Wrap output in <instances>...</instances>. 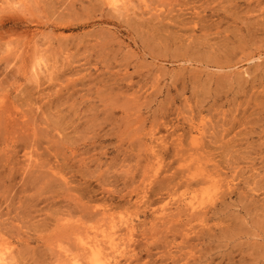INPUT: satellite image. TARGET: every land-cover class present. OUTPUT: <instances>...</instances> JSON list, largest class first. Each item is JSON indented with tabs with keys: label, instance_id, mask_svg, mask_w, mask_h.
Segmentation results:
<instances>
[{
	"label": "rangeland",
	"instance_id": "rangeland-1",
	"mask_svg": "<svg viewBox=\"0 0 264 264\" xmlns=\"http://www.w3.org/2000/svg\"><path fill=\"white\" fill-rule=\"evenodd\" d=\"M142 1L0 0L8 264H264V0Z\"/></svg>",
	"mask_w": 264,
	"mask_h": 264
},
{
	"label": "bare ground",
	"instance_id": "bare-ground-1",
	"mask_svg": "<svg viewBox=\"0 0 264 264\" xmlns=\"http://www.w3.org/2000/svg\"><path fill=\"white\" fill-rule=\"evenodd\" d=\"M120 0H107V3H109V5H111V6H114L115 8L117 7V3L119 2ZM142 0H140V2H141ZM17 2V1H16ZM15 1H14V3H16ZM18 3V2H17ZM142 3H143V1H142ZM141 3V4H142ZM11 4V3H10ZM144 4V3H143ZM14 6L15 5H17V4H13ZM116 5V6H115ZM122 5H123V3H122ZM39 67H40V65H39ZM42 70V69H41ZM43 72V71H42ZM193 145V144H192ZM195 146V145H194ZM206 180H207V178H206ZM190 201V200H189ZM194 201V200H193ZM202 202V201H201ZM200 202V203H201ZM187 204H186V207H187V209L189 210V211H194L195 209H196V206H195V201L194 202H186ZM197 205V204H196ZM198 207V206H197ZM200 208V207H199ZM198 208V209H199ZM197 209V210H198ZM195 212V211H194ZM193 213V212H192ZM111 222H112V220H111ZM127 226V225H126ZM128 227H130V226H128ZM132 227V226H131ZM116 233V232H115ZM113 234V232L111 233V234H113V235H106V237H108L109 239L108 240H106L107 242V248L105 249V248H101L100 247V245L99 244H97L96 243V241L93 243V242H91L90 241V238H88L89 239V241L92 243V244H83V243H81V247H82V251H83V255L85 254V259L84 260H82V261H85V264H115L116 263V259L114 260V259H112V261H110L109 260V255L110 254H112V253H115V252H119V250H121L123 247L122 246H120V247H122L121 249H119L118 248V243L116 242L117 241V239H118V237H116L115 235L116 234ZM107 234V233H106ZM110 234V233H109ZM114 236L117 238V239H115L114 238ZM104 238V237H103ZM102 238V239H103ZM107 239V238H106ZM82 240H83V238H82ZM93 240V239H92ZM84 241H86V239L84 240ZM84 241H82V242H84ZM88 241V240H87ZM94 241V240H93ZM78 242L80 243V240H78ZM102 243L104 242V241H101ZM89 243V242H88ZM100 243V242H99ZM101 244V243H100ZM79 245V244H78ZM105 245V244H104ZM103 245V246H104ZM102 246V247H103ZM81 249V248H80ZM119 249V250H118ZM107 250L110 252V254H107ZM123 250V249H122ZM122 250L120 251V252H122ZM3 251V250H2ZM108 252V253H109ZM7 252H5V254H6ZM123 253H125L124 251H123ZM0 255H1V253H0ZM2 255H3V253H2ZM6 255H8V254H6ZM6 255H3L2 257H0V264H4V261L6 260ZM10 255V254H9ZM122 255V254H121ZM76 256V255H75ZM10 257V256H9ZM80 257V256H79ZM83 257V258H84ZM5 258V259H4ZM76 259H80V258H72L71 259V264H81V262L79 261V260H76ZM11 260V259H10ZM118 261V260H117ZM5 263H7L8 264V260H7V262L5 261ZM118 263V262H117Z\"/></svg>",
	"mask_w": 264,
	"mask_h": 264
}]
</instances>
